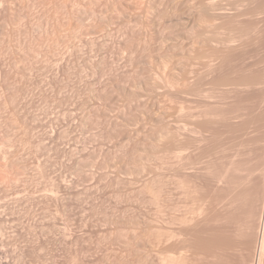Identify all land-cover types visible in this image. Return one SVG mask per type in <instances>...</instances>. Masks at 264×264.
I'll list each match as a JSON object with an SVG mask.
<instances>
[{"label": "rangeland", "instance_id": "374dc122", "mask_svg": "<svg viewBox=\"0 0 264 264\" xmlns=\"http://www.w3.org/2000/svg\"><path fill=\"white\" fill-rule=\"evenodd\" d=\"M0 165V264H253L264 0H0Z\"/></svg>", "mask_w": 264, "mask_h": 264}, {"label": "bare ground", "instance_id": "6f19581e", "mask_svg": "<svg viewBox=\"0 0 264 264\" xmlns=\"http://www.w3.org/2000/svg\"><path fill=\"white\" fill-rule=\"evenodd\" d=\"M2 1V0H1ZM14 1V0H12ZM16 1H20V0H16ZM23 2V1H21ZM20 4V3H19ZM26 5L25 3H21ZM20 4V5H21ZM23 5V6H24ZM22 6V7H23ZM48 7H50V5H48ZM50 9V8H49ZM50 13V12H49ZM50 16V15H49ZM9 88V87H8ZM2 163V162H1ZM1 166V165H0ZM3 177V176H2ZM3 180V179H2ZM0 180V182L2 181ZM4 182V180H3ZM219 243V242H218ZM255 262L252 263L253 264H264V213L262 215L261 218V224H260V228H259V234H258V238H257V242H256V249H255Z\"/></svg>", "mask_w": 264, "mask_h": 264}]
</instances>
